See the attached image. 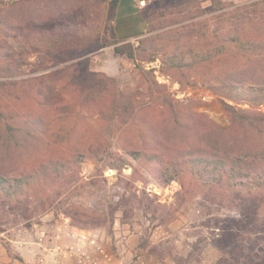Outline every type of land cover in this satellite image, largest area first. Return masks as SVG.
I'll return each instance as SVG.
<instances>
[{
  "label": "rangeland",
  "instance_id": "1",
  "mask_svg": "<svg viewBox=\"0 0 264 264\" xmlns=\"http://www.w3.org/2000/svg\"><path fill=\"white\" fill-rule=\"evenodd\" d=\"M152 6L153 2H146L143 10ZM38 8L39 4L24 0H0V72L6 76L0 78L1 113L26 111L24 105L32 96L37 97L46 89L48 98L61 101L68 97V76L58 73L77 60L60 63L57 56L67 48L83 50L86 42L76 35L79 31L73 37L60 30L55 32L60 34L52 35L51 27L75 17L80 9L71 14L55 12V4L44 1L40 4L44 9ZM171 9V13L164 9L156 15L155 25H162V29L147 31L132 42L138 46L139 41H146L145 49L153 48L160 68H147L149 62L145 60L134 62L117 57L110 47L92 53L78 71L70 72L69 76L78 81L87 72L102 75L97 82L107 86L102 96L105 109L113 103L129 105L128 110H122L121 122L102 120L103 115L92 106L90 111H82L85 116L79 126V138L64 142L73 121L58 122L54 108L47 112L32 108V113H42L47 119L52 134L45 138L46 151L33 155L30 163L66 158L70 153L84 158L79 160V170H71L76 171L75 178L64 180L53 176L42 187H33L36 195L27 206L32 213L29 220L21 216L12 199L0 198V264H249L248 257L264 250V206L241 204L231 191L219 192L197 181L188 184L187 190L178 181L159 185L147 167L140 164V158L134 156L148 152L154 145L158 149L160 143L169 151L208 150L209 143H216L210 132L219 128L228 130L231 126L226 104L236 110L264 115V102L259 99L234 100L223 91L229 66L224 57L236 45L215 43L219 39L213 34L219 29V35L227 37L231 30L233 37L242 32L241 26L246 23L244 37L264 41V0H196L189 8ZM89 10L78 15L89 27L83 31L85 35L90 34L89 25L93 22L86 19L93 17ZM204 11L208 13L196 16ZM224 13L231 17L230 23L215 18ZM138 16H142L140 12ZM36 25L45 29L34 31ZM187 25L188 29L194 26L197 33L188 38L192 42L185 52V38L181 39L179 34H185ZM10 27L16 29L9 32ZM21 27L26 31H17ZM98 30L103 33L102 23ZM209 53L224 63L217 64L215 60L212 65L195 66L194 70L181 69L184 64L198 60L199 55ZM163 59L168 64L181 63V67L169 69L161 62ZM245 61L252 63L235 64L242 68L234 70V81L248 89H264V57L253 56ZM216 73L221 75L220 79L214 76ZM256 98L257 95L251 97ZM169 105L181 111V119L182 115L195 116L199 124L188 130L179 128ZM105 109L101 112L107 114ZM242 134L239 129L226 136L233 143ZM246 134L247 146L252 150L261 138L254 130ZM60 141L63 142L59 145ZM61 147L69 149L63 152ZM91 147L102 153L98 165L92 161V152L88 153ZM79 148L85 149L86 155L83 150L76 151ZM123 160L126 166L120 169ZM62 161L72 168L73 163ZM135 169L138 172L134 174ZM67 208L94 214L105 222L97 228L75 227L64 214ZM230 243L239 247V251L245 247L247 256L231 252Z\"/></svg>",
  "mask_w": 264,
  "mask_h": 264
},
{
  "label": "trees",
  "instance_id": "2",
  "mask_svg": "<svg viewBox=\"0 0 264 264\" xmlns=\"http://www.w3.org/2000/svg\"><path fill=\"white\" fill-rule=\"evenodd\" d=\"M25 2L40 4L42 1L47 4H55V12L60 10L61 12H76L79 10V14L90 9L92 11L93 17L86 18L90 20V34L85 35L84 30H87V23L83 18L78 17L79 14L74 15L67 20L61 21L58 27L53 28L52 35H58L60 33H55L60 30L63 33L68 34L69 37H73L76 31L81 42H86L83 50H76L75 48H67V52L61 51L57 58L60 59V63H69L77 60L75 63L67 66L66 69L62 70L58 74H62L64 77L68 76V90L66 99L61 101L54 100L52 98L46 97L45 93L48 94L47 89L42 90L40 94L33 95L29 103L25 104L26 111L17 113L13 111L12 113H1L0 112V198L2 199H12L14 201V206L18 207L22 213L21 216L29 220L32 217V213L27 208L29 200L34 197L36 193L32 191L33 187H42L46 180H51L53 176L57 179H73L75 178L74 171L79 170L81 167L79 160L84 155H76L70 153L69 157L66 158H50L43 162L42 160H37L33 163L29 161L32 160L33 155H39L40 150L46 151V141L45 138L51 136L47 119L39 113H32V108H39L40 112L52 111L54 108V117L58 122L63 123H73L64 135V142H69L71 139L79 138V126L84 122V111H90V107L98 109L99 114H102V120L115 122H121L122 110H128V103L121 105L111 104L110 107L103 106V97L105 88L107 87L104 83L97 82V77L102 76L97 73L87 72L83 78L79 81L75 78H71L70 72L72 69L79 70V66L82 62L88 61V56L92 53L98 52L105 48L112 47L117 57H127L128 59L136 62L138 60L147 61L150 63L159 60L158 55L154 52L153 48L151 51L145 49L146 41H139V45H135L129 41H120L117 39L114 21L117 16V8L120 0H24ZM196 0H158L153 2V6L150 10H143L142 14L148 24V33H152L157 29H162L163 26L157 27L155 25V18L161 11L168 9L171 13L174 6L182 7L185 9L189 8L191 4H194ZM53 2V3H50ZM59 5V8H58ZM82 10V11H81ZM180 11V10H179ZM78 12V11H77ZM99 12V13H98ZM181 13L183 11H180ZM208 12L204 11L196 16H202ZM161 14V13H160ZM226 13L221 15H216L215 18L220 22H231V17H227ZM90 18V19H89ZM190 17L189 19H193ZM102 23L103 33L99 29V24ZM73 25V27L71 26ZM242 32L238 35H233V32L229 30L227 32V37L224 35H219L218 32H214L215 39H219L215 43H232L235 44L233 51L230 54L225 55V62H227L226 68V80L225 87L223 91H227L230 98L236 100H246L255 102L260 100V103L264 102V89H256L254 87L248 89L241 86L237 81H234L233 75L234 70L242 68L235 64H248L252 63L249 60L253 56L264 57V41H252L244 37L243 32L246 27V23L242 24ZM206 26V25H205ZM229 26V25H228ZM45 29L43 25H36L34 31H39L41 28ZM189 26H185V34L181 33L179 36L181 39L185 38V52L187 45H191V39L196 32V28L192 25L190 29ZM16 28L10 27L9 32H13ZM81 30V31H80ZM17 31L23 33L22 27L17 28ZM236 33V30H234ZM89 33V32H88ZM11 34V33H10ZM65 34V35H66ZM203 36H206L204 33ZM236 37V38H235ZM188 39V40H187ZM211 45H207L210 47ZM83 47V46H82ZM153 47V45H151ZM177 48L180 49L178 44ZM189 48V46H188ZM214 48V47H213ZM192 48L189 49L191 51ZM213 51L214 49H210ZM69 53V57L66 56ZM199 59L195 60L191 64H184L181 69L194 70V67H203L206 65H212L216 59L214 54L199 55ZM84 58V59H83ZM82 59V60H81ZM81 62V63H80ZM169 69H179L180 65L175 62L168 64L165 59L161 61ZM224 63L222 59L217 60V64ZM216 64V63H215ZM236 66V67H234ZM212 69V66H210ZM80 72V71H79ZM13 76V74H12ZM15 76V75H14ZM216 78L220 79L221 75L216 73L214 75ZM5 74L0 72V78H5ZM19 83H14L17 85ZM2 84H0L1 86ZM33 87V86H32ZM258 96L256 99H251V97ZM19 100V98H18ZM115 100V99H113ZM169 107L174 111V116L176 118V124L179 128L188 130L195 127L199 122H195L196 117L190 116L185 118L181 115L180 110H175L172 106ZM227 110L230 115L231 126L228 130L218 129L212 130L210 134L216 139L215 145L208 144L210 147L208 150L203 148H191V149H179L175 151H169L166 146L160 143L157 147L158 149L152 148L148 152L134 153L135 158H140V164L147 167V172L153 176L159 185L166 186L172 181H178L183 189L187 190L189 188L188 184L192 181L201 182L207 187H212L219 192L231 191L236 197L239 198L241 204L244 203H256L259 206H264V115L252 112L248 110H236L234 107L226 104ZM78 108L80 110L77 112ZM103 109L107 110L108 113L105 114ZM83 111V112H82ZM82 112V113H81ZM110 116V117H109ZM2 122V123H1ZM243 130L241 138L235 140L231 143L227 139L228 132H234L236 130ZM62 130V129H61ZM249 130H254L258 133L259 138H261L260 143H256L254 149L249 150L247 146V132ZM63 141L59 142V145ZM217 146V147H216ZM228 147L230 151H216L218 148L222 149ZM63 152L69 149V147H61ZM91 147L88 153H91L92 161L98 165L100 162L102 153L93 150ZM60 150V147H58ZM84 151L86 155V150L79 148L76 151ZM96 150V149H95ZM88 156V155H87ZM65 163H73L72 168ZM125 160H123V165H120V169L125 165ZM76 162V163H75ZM117 167V166H113ZM119 167V166H118ZM138 172L137 169L134 170V174ZM71 174L68 176V174ZM68 176V177H67ZM40 180V181H39ZM32 191V192H31ZM43 204V208H45ZM245 205V204H244ZM243 205V207H244ZM254 205V204H253ZM15 207V208H16ZM47 209V208H46ZM67 218L73 226L79 228H97L104 224V220L94 214L78 211L73 208H67L64 211ZM230 251H235L238 253L239 247L237 249L236 245H229ZM258 255L253 258H249V264H264V250H257ZM241 256H247V250L245 247L240 249Z\"/></svg>",
  "mask_w": 264,
  "mask_h": 264
},
{
  "label": "crops",
  "instance_id": "3",
  "mask_svg": "<svg viewBox=\"0 0 264 264\" xmlns=\"http://www.w3.org/2000/svg\"><path fill=\"white\" fill-rule=\"evenodd\" d=\"M141 1L155 2L158 0H120L117 8V16L114 21L115 33L118 40L135 42L147 34L148 24L142 14L143 8L140 7ZM139 12L142 16H138ZM120 22L123 24H120ZM104 50L102 49L100 51ZM112 53L114 54V50Z\"/></svg>",
  "mask_w": 264,
  "mask_h": 264
},
{
  "label": "built area",
  "instance_id": "4",
  "mask_svg": "<svg viewBox=\"0 0 264 264\" xmlns=\"http://www.w3.org/2000/svg\"><path fill=\"white\" fill-rule=\"evenodd\" d=\"M146 6V2L145 1H141L140 2V7L141 8H143V7H145ZM147 68H153V69H155V68H160V61L159 60H157L156 62H153V63H150V64H147Z\"/></svg>",
  "mask_w": 264,
  "mask_h": 264
}]
</instances>
